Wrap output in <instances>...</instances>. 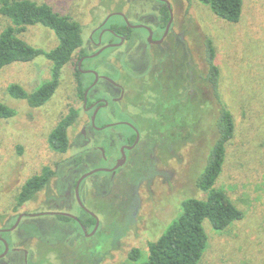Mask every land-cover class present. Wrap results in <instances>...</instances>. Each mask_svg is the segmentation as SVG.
Instances as JSON below:
<instances>
[{
    "label": "rangeland",
    "instance_id": "1",
    "mask_svg": "<svg viewBox=\"0 0 264 264\" xmlns=\"http://www.w3.org/2000/svg\"><path fill=\"white\" fill-rule=\"evenodd\" d=\"M33 1L46 3L60 15L71 16L82 24L86 54L95 52L93 41L97 42L99 37L91 35L110 14L122 13L132 25L152 27L158 21L156 12L162 5L156 0ZM167 1L172 5L173 24L180 42L171 40L165 45L164 82L147 95L141 82H128L142 98L141 106L135 111L137 117L150 121L153 127L147 136L151 139V153L139 159L134 157L113 179L105 173H96L85 180V195H82L85 207L98 218V223L87 228L86 233L72 220L49 215L32 217L64 213L59 211L63 205L58 204L66 198L67 182L72 183L71 175L64 176L67 165L72 163L70 156L78 154L81 148L92 147L86 140L81 142L90 115L82 110V101L75 99V65L63 69L55 95L38 109L12 98L8 88L17 84L31 92L47 82L51 65L46 58L16 63L0 71V103L15 110L12 118L0 119V228L6 227L12 232L3 234L6 240L1 238L6 242L16 240L19 243L15 247L28 250V264H128L134 248L141 251V259L145 260L148 243L157 240L180 216L182 202L190 197H205L197 189L196 179L213 144L214 130L209 129L212 105L200 111L194 108V117L184 130L185 120L190 117L183 118L182 109L187 102L170 101L175 96L198 99L202 93L208 94L207 89H202L199 77L205 62L202 45L206 36L213 40L221 73V95L236 125L215 187L224 191L244 216L223 231L204 222L208 244L199 264H264V0H243L242 18L238 23L219 18L199 0ZM121 20L113 16L109 25L119 24ZM8 25V20L0 14V33ZM132 34L134 37L146 35L141 28L134 29ZM21 37L28 44L47 51L59 43L53 31L40 25L29 27ZM106 50L97 59H87L83 70L118 80L114 67L120 65L121 51ZM138 52L136 49L129 60L123 59L127 63L131 61L129 67L146 64ZM83 76L91 86L92 75ZM94 93L103 96L99 91ZM69 105L80 109V117L69 131V151L61 155L50 149L48 136ZM113 110L115 106L111 103L96 124L124 120V116ZM127 131L128 128L119 126L91 137H97L110 150L115 133ZM93 158L97 155L87 151L83 160L93 163ZM58 164L57 173L44 192L18 210L16 198L24 183L40 175L46 167L54 170ZM93 164H89V170L96 165ZM48 199L55 201L48 202ZM65 207L68 214L81 218L85 215L73 202ZM16 211L27 215L19 221ZM4 252L5 246L0 243V255ZM21 257L11 253L0 264Z\"/></svg>",
    "mask_w": 264,
    "mask_h": 264
},
{
    "label": "trees",
    "instance_id": "2",
    "mask_svg": "<svg viewBox=\"0 0 264 264\" xmlns=\"http://www.w3.org/2000/svg\"><path fill=\"white\" fill-rule=\"evenodd\" d=\"M190 1V0H187ZM207 5L219 18L230 23H238L242 18L243 0H199ZM0 14L8 20L9 25L0 33V71L16 63H31L39 57H44L50 63V79L31 92L22 86L13 84L8 88V94L17 100H24L32 109L45 106L55 95L65 67L75 65V80L79 82L75 99L84 100L85 85H82V74L78 68V57L84 53V27L71 16L57 13L50 5L33 0H0ZM43 26L53 31L58 38V45L52 50L37 48L28 44L21 34L29 27ZM204 67L199 71L202 89H207L198 99L191 96H175L170 103L184 105L183 128L191 123L196 110L212 105L213 116L210 113L209 129L214 130L213 144L209 146L205 165L196 179V187L205 197H190L182 202L181 214L155 241L148 243V255L141 259V251L134 248L130 252L131 262L128 264H199L208 244V236L204 222L208 221L216 230H226L233 223L243 218V213L229 199L227 194L215 187L222 174L226 147L235 134V120L232 112L223 100L220 90L221 73L216 63V49L213 40L203 38ZM76 60V62H75ZM164 82V79L162 80ZM161 84H158L160 86ZM155 87L153 92L156 91ZM207 95V96H204ZM180 107V106H177ZM176 107V108H177ZM194 108L196 110H194ZM194 110L193 115L191 112ZM188 113V114H187ZM15 110L0 103V119H10ZM192 115V116H191ZM80 109L69 105L57 126L48 136L50 149L64 155L69 151V131L75 126ZM180 115H178L179 117ZM154 121H152L153 123ZM153 129V127L151 126ZM175 132L177 128L175 127ZM20 153L22 148L19 147ZM55 174L50 168H45L40 175L33 176L22 186L17 198L16 208L33 200L44 190L51 177ZM70 220L68 218H65ZM84 222L89 228L95 225Z\"/></svg>",
    "mask_w": 264,
    "mask_h": 264
},
{
    "label": "flooded vegetation",
    "instance_id": "3",
    "mask_svg": "<svg viewBox=\"0 0 264 264\" xmlns=\"http://www.w3.org/2000/svg\"><path fill=\"white\" fill-rule=\"evenodd\" d=\"M156 1L160 2L162 5L158 10V12H156L157 13L156 17L158 21L155 25H153L152 27H146V26L136 27V25H132L130 23L131 27H129L125 21L126 16L124 17L118 15V17L122 19L119 24L109 25V21H108L107 24L103 25V23H101L96 29H94V32L91 36L94 38L95 35H98L99 37L97 42L93 41V45L96 48L95 52H93L92 54H86L84 48L83 51L84 54L81 57H78L77 59V61L79 60L78 68L82 74V85L86 86L85 92L91 87L88 93V100L87 101L85 100V93H84V100L80 99L83 103L82 110L86 111L87 114L90 115V118L87 121V125L82 131L81 142H83V140H86L88 144L92 143L91 144L92 147L81 148L78 154H73L70 156L72 159V163L67 165L66 175L64 176L68 177L71 175V178L73 177L72 183L67 182L68 190L67 193L65 194L66 198H64L63 196L64 199H67V202L63 199L60 201L58 205L59 206L63 205L62 207H59V209H62L59 211H63L64 213H66L67 211L65 210L67 209V207L65 206L72 204L73 202L75 207L78 210L83 211L85 215H83L82 218L74 215L77 218V220L61 215H56V216L63 219L68 218L74 221L81 230H83L82 227L86 228L87 230V227L84 225V222H92L90 217L94 219L96 223V217H93L87 211L88 209L85 207V203L82 197V195H85V191H84L85 189H83V184H85L84 183L85 180L89 179L90 176L83 179L79 184V198H80L79 201L76 195V190L78 188V182L80 181V179L85 174L96 169L108 170V171H99L97 173H105L107 175H110L111 179H113L116 175L119 174V172L127 168V166L132 162V160H134V157L139 159L140 157L150 154L152 150L151 139L147 137L152 129L150 126L151 123L150 121H145V120L143 121L137 117L135 111L137 110V106L139 105L141 106L139 101H141L142 98L140 99V92H138L136 89L135 90L132 89L129 86L128 82L129 81L138 82V83L141 82L143 88H145L143 90H145L146 95L153 92V89L157 87L158 84L162 83L161 79L163 80V64L166 59V52H164L165 45L169 43L171 40H176L177 43L180 42V37L178 36L176 28L173 24L174 17L172 13L171 3H169L167 0L165 1L156 0ZM136 28L143 29L146 35L144 37L143 36L134 37L132 32ZM108 37L111 38L110 41L107 40ZM106 46H112L108 49H116L118 51H121L120 52L121 54L119 55V59H118L120 65L117 68L114 67L115 72H118L119 78L118 80L110 78L114 81V83H111L110 81L104 78L106 76H102L98 74L99 79L97 83L92 87V85L95 83L96 76L94 73L91 72L85 73V71L83 70L84 62L87 59L99 58L105 52V50L96 57H91V56L95 55ZM136 49L139 50L138 52L139 54L141 53L143 55L142 61L145 62L146 64L141 67L140 64H134L132 65L133 67L131 66L129 67L128 65L131 61L127 63L128 61H124L123 59L128 58L129 60L133 51ZM75 67L77 70V66ZM108 67H110V65H108ZM144 67L145 69L141 71ZM92 72H96V71L92 70ZM84 74L92 75L94 81L93 84H91V86L87 85L86 81H84V76H83ZM75 82L78 87L79 82H77V80H75ZM95 91H99L103 93V96L96 95V93H94ZM111 103L115 106V110L113 111L116 113L118 112L122 116H124V120L106 121L100 125L96 124L102 112L104 110L110 109ZM96 111H97V116L94 126L92 119ZM119 126L126 127L128 128L129 131L123 133L120 132L118 135L116 132L113 141L112 140L110 141L111 143L110 150H107L100 143L97 137L96 138L91 137L92 134L104 133L105 130L107 129L111 130L112 128H116ZM87 151L90 154L95 153L97 155V158L96 159L93 158L92 160L93 163L96 164L97 166L96 165L93 166L92 169L90 170H89V164L91 165L93 163L92 162L89 163L88 161L83 160L84 154H86ZM123 152L126 158H124ZM59 165L60 164L56 165L55 169L52 170L55 172V174L52 177L56 175L57 173L56 168H58ZM116 167L118 168L116 169ZM63 178L64 177H62V179ZM61 183H63L62 180ZM44 190L39 192L37 196L40 193L44 192ZM47 201L53 202L55 200L48 199ZM26 203L18 207V210L22 208ZM16 215L17 218L18 216H20L19 219H21L25 217L27 214L26 213L22 214L21 212H19ZM49 216H53V215H49ZM32 217L36 218L42 216H32ZM5 228L6 227L0 228V243L3 246H5V242H6L5 241L6 238L3 236V234L12 233L11 231L8 230V228L7 230ZM1 237H3L5 240H3V238ZM6 243L9 246V250L7 255L4 258L0 259V261L6 260L9 257V255H11V253L21 254L22 257L16 258L14 260L10 259L9 261H7L6 263L4 262L3 264H16L18 261L19 262L23 261L24 264L29 263L30 253L26 249L15 247L16 244L19 243L18 241L11 239L10 242L8 241ZM11 248L14 250L10 251Z\"/></svg>",
    "mask_w": 264,
    "mask_h": 264
},
{
    "label": "water",
    "instance_id": "4",
    "mask_svg": "<svg viewBox=\"0 0 264 264\" xmlns=\"http://www.w3.org/2000/svg\"><path fill=\"white\" fill-rule=\"evenodd\" d=\"M162 1H165V0H162ZM124 16L125 17V15L124 14H122V13H114V14H110L105 20H104V22H103V25H105V24H107V22L110 20V18H112L113 16ZM125 21H126V24L129 26V27H131V24H130V22H129V20L125 17ZM132 27H134V26H132ZM136 27H141V26H136ZM110 47H112V46H106V47H104L101 51H99L98 53H96L95 55H93V56H91V57H96V56H98V55H100L104 50H106V49H108V48H110ZM94 73L95 74V76H96V80H95V83L92 85V87L97 83V81H98V79H99V75H98V73L97 72H92V71H85V73ZM106 80H108V81H110L111 83H114V81L112 80V79H110V78H108V77H104ZM90 89H91V87H90ZM90 89H88L86 92H85V100L87 101L88 100V93H89V90ZM96 116H97V111L94 113V115H93V125L95 126V120H96ZM123 155H124V158H126L125 157V154H124V152H123ZM118 167H116V169H117ZM115 169V170H116ZM99 171H108V170H106V169H96V170H93V171H91V172H89V173H87V174H85L81 179H80V181L78 182V188H77V190H76V195H77V198L79 199V201H80V198H79V184H80V182L83 180V179H85L86 177H89V176H91V175H93V174H95V173H97V172H99ZM81 203V202H80ZM93 217H96V215H94L93 213H91L89 210H87ZM43 215H53V216H56V215H61V216H66V217H70V218H73V219H75V220H77V218L75 217V216H73V215H71V214H68V213H61V212H53V213H42V214H38V215H33V216H43ZM19 221H20V219H19ZM18 221V222H19ZM96 222L98 223V218L96 217ZM83 228V231L86 233V228H84V227H82ZM5 247H6V249H5V252L2 254V255H0V259H2V258H4L6 255H7V253H8V250H9V246H8V244L5 242Z\"/></svg>",
    "mask_w": 264,
    "mask_h": 264
}]
</instances>
